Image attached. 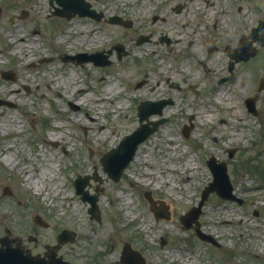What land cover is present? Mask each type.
I'll list each match as a JSON object with an SVG mask.
<instances>
[{
	"label": "rangeland",
	"instance_id": "1",
	"mask_svg": "<svg viewBox=\"0 0 264 264\" xmlns=\"http://www.w3.org/2000/svg\"><path fill=\"white\" fill-rule=\"evenodd\" d=\"M87 1L104 13L101 20L78 14L70 19L55 17L52 12L59 6L56 0L53 4L51 0H16L7 5L0 0V97L8 100L1 93L2 88L14 87L16 95V101L9 99L11 105H0V119L2 111L17 115L6 133L0 126V234L9 228V238L16 243L42 251L46 242L54 240L58 228L75 230L74 241L59 250L74 264H117L127 242L143 254L146 264H264V88L258 89L260 79L264 78V46H259L255 58L247 63L235 64L234 78L218 81L229 74L226 42L235 45L259 19H264V0ZM178 3L185 6L176 12L173 7ZM113 14L131 20V24L111 23L108 18ZM73 23L79 26L69 32ZM140 23L173 27L181 32L182 39L179 42L170 39L172 42L166 43L161 38L168 35L159 34L161 55H148L138 49L147 42H138ZM17 32L28 43L20 53L14 54L18 38L12 34ZM143 34L148 36V41L152 38L151 32ZM65 35L68 38L57 45L56 41ZM76 37L80 40L74 41ZM117 42L124 45L125 52L118 58L113 49L112 62L108 65L76 64L60 58L79 50H108ZM212 46L215 49L208 50ZM203 59L207 69L201 64ZM73 69L79 73L77 79L72 75ZM2 70H13L15 77L4 78ZM70 77L93 90L82 108L71 98L74 96L75 100L78 93L70 90L72 82L67 86ZM175 81L179 87H176L178 82L172 85ZM108 82L117 83L120 92L113 96V102L92 105L95 95L101 97L106 93ZM192 83L197 84L195 88L189 87ZM222 89L230 96L229 101L216 100ZM249 96H257V114L247 108L245 101ZM161 98H171L172 103L165 106L162 115H152L151 119L163 116L166 121L145 141L140 159L133 160L115 181L104 171L100 159L139 125V102ZM18 101L22 104H17ZM175 105L178 106L174 110ZM207 113L211 114L209 120L204 118ZM79 120L92 121L90 124L94 126L84 128ZM58 121L64 123L62 127L54 126ZM184 125L189 126L187 134ZM51 132H62V136L46 143L44 139ZM167 135L179 139L174 141L180 145L173 159L168 153L172 145ZM156 142L158 145L152 149ZM229 149L234 150L232 156ZM146 150L153 156L148 163L143 158ZM7 151H13L21 160L9 166L2 160ZM212 155L226 161L233 193L243 200H225L228 208L224 209L220 203L224 199L212 192L205 201L199 217L201 229L211 234L219 245L197 237L194 225L184 228L180 220L181 215L198 204L201 190L213 178L206 163ZM26 157L27 169L23 168ZM180 158H192L201 167L186 171L191 179L184 189L178 186L168 193L164 183L157 190V178L149 186L143 183L152 161L170 163ZM56 160L61 171L57 166L51 167ZM164 166L157 164L154 171ZM43 167L49 169L46 173L49 178L43 181L48 187L47 193L39 196L32 186L26 185L24 176L29 171L31 177H43ZM94 167L101 180L91 179L87 188L92 192L100 188L98 220L91 218L90 204L77 195L73 186L76 174H93ZM53 173L64 185H59L61 193L53 188L56 182L50 178ZM163 174L175 179V184L183 183L180 171ZM21 181L24 187L19 184ZM254 185L260 188H247L250 191L244 188ZM7 187L11 194L4 193ZM150 189L151 195L158 199L169 198L173 202L174 197L186 203L174 202L170 218L156 220L144 195ZM120 192L132 196L128 206ZM212 210L215 212L205 215V211ZM36 214L48 226L36 224ZM136 215V221L132 222ZM235 215L238 217L233 218ZM241 217L245 222H241ZM149 219L150 226H143L142 221Z\"/></svg>",
	"mask_w": 264,
	"mask_h": 264
},
{
	"label": "bare ground",
	"instance_id": "2",
	"mask_svg": "<svg viewBox=\"0 0 264 264\" xmlns=\"http://www.w3.org/2000/svg\"><path fill=\"white\" fill-rule=\"evenodd\" d=\"M16 0H7L5 3L9 4L10 2L14 3ZM40 2V1H39ZM34 10V9H33ZM39 13V12H37ZM40 14V13H39ZM83 26H85V24H82ZM81 25V26H82ZM79 26V24H76V23H73L70 25V28H69V32L71 30H74V29H77V27ZM83 31V30H82ZM146 32H151L152 33V38L139 45V50L145 52L146 54L148 55H152V56H160L161 55V51L158 50V42H159V37L158 35L159 34H167L168 36H170L171 38H173L174 42H179L181 39H182V35H181V32L177 31L175 28L173 27H169V26H166V25H157V24H152V25H147L146 23H140V26L138 28V31L137 33L138 34H141V33H146ZM14 38H18V42L16 43L14 49H13V53L16 54V53H20L22 51V49L24 48V45H26L28 43V40L23 36V35H20V33H14L12 34ZM66 38H68V35H65V36H62L60 37L58 40H57V43L60 44L62 43L64 40H66ZM80 38L76 37L74 39V41H79ZM36 46H39V42L35 43ZM69 46H72V43L70 42ZM151 47H153V49H151ZM27 55V54H26ZM72 75L75 79L78 78V71L77 69H73L72 70ZM72 82L73 86L72 88L70 89L73 94L74 93H78L77 95V98L74 100V96L71 97L72 100L74 102H76V104L80 105V108L84 107L85 104H86V101L88 100V96H92L91 94V91L92 89H89L87 88L86 86H83L81 84L80 81H72L71 80V77L69 78V80L66 81V84L67 86H69V83ZM105 88H106V93H103L100 96L96 95V99L94 101L91 102L92 105L94 104H98L99 103H104L105 101H112L113 102V96L115 94H117L119 91V86L117 83H114V82H108L105 84ZM222 88V87H221ZM55 88H50V90H54ZM57 90H60L59 88H56ZM14 87L12 88H9V89H5V88H2L1 89V93L8 97L9 99L11 100H15L16 99V95H15V92H14ZM68 88H66V90L63 92L65 94V92H67ZM61 91V90H60ZM227 91L222 89V90H219L218 93L216 94V100L218 102H223L225 99H228L227 101L230 100V96L227 95ZM20 96V95H19ZM16 101V100H15ZM17 104H22V102L18 101ZM178 105H175L174 109L177 107ZM212 112V110H209ZM3 115L0 119V126H1V129L2 131L6 132L9 127L11 126L12 124V121H13V118H16L17 115L12 112V111H9V112H5V111H2ZM192 114H194V117L196 118H199V115H197L196 112H192ZM204 118L209 120L211 118V114H205L204 115ZM76 120L78 121V119L76 118ZM96 121V119H92V121ZM92 121H80L79 120V123L82 124L84 127H87V128H93L94 125H91L90 123ZM64 123H61L58 121V123H55V127H62ZM17 129L20 130L21 129V121H17ZM102 129H100V131H102ZM62 136V132H59V133H54V132H51L50 135L48 137H46L44 140L46 143L48 142H51L52 140H59ZM168 138H169V144L172 145L171 146V151L168 152L171 156L175 155L177 153V149L179 148V144H176L174 143V141L178 142L179 139L176 138V137H173L172 135H167ZM158 145V142H156L154 144V146L152 147V149L154 147H156ZM62 146L65 148V144L64 142H62ZM144 146V145H142ZM141 152V149H139L135 155V158L134 160H139L140 159V153ZM152 154L149 152V151H145L144 152V162L148 163L150 162V159L152 158ZM18 158L17 156H15L14 152L13 151H7L4 156H3V160L9 165V166H13L14 164H16L18 162ZM29 158V157H28ZM26 160L27 157L25 158ZM165 162V161H164ZM163 161H158V160H154L152 161V163L149 165V169L148 171H146V174H147V178H145L143 181L146 183V184H149L150 183V180L153 178V175H154V167L159 164V163H164ZM197 162H194L192 158H189L185 163L181 164V165H176L175 163L173 164H170L168 167L170 168V171L172 170H177V169H180L181 172L183 173L182 177H181V180L183 181V183L181 182L180 183V186L182 189L185 188V185L186 183H188L191 179V174L190 175H186L185 174V171L186 170H198L199 169V165L198 163L196 164ZM29 164H26L24 163V166L23 168L27 169V166ZM161 165V164H160ZM57 166V169L58 171H61L60 169V162L58 160H56V164H51V167L55 168ZM47 167H44L41 169V173L43 175V177H37V176H34V177H31V173L29 171L26 172L25 174V182L26 184L29 186V185H33V187L35 188V191L40 193L44 188H45V185L43 184V181L45 180V178H49V176L46 175L47 171H49V169H46ZM157 175L159 176V180H158V183H160V185L158 183H156L155 187L156 188H160L161 187V182L163 181L162 180V176L159 175L157 173ZM51 180H53L55 178V185L53 186V188H55L57 190V193H60L62 190L61 188H59V185L63 183L61 182V178H59L55 173L51 174ZM170 177H167L166 179V182L169 186V189H168V192L170 189H173V187L175 186L174 182H172L170 184ZM20 185L22 187H24V182L21 181L20 182ZM244 188H256L255 186H244ZM119 196H123V203L125 205H128L129 203H131V195H123L122 192H120ZM165 203H164V206L166 208H169L168 210H174V202H178V201H183V200H177L176 198L172 197V200L173 202L171 201V199L169 198H165ZM182 203H186V201H183ZM222 206L224 209L228 208V203H226V201H223L222 202ZM213 211H210L209 214L211 215ZM234 213H237V212H234ZM129 214V211L126 212V215ZM206 215H207V212H206ZM234 217H238V215H235L233 216ZM241 222H245L244 219L241 217ZM230 221H232V219H230ZM143 225H150V219L148 221H143Z\"/></svg>",
	"mask_w": 264,
	"mask_h": 264
},
{
	"label": "water",
	"instance_id": "3",
	"mask_svg": "<svg viewBox=\"0 0 264 264\" xmlns=\"http://www.w3.org/2000/svg\"><path fill=\"white\" fill-rule=\"evenodd\" d=\"M263 28H264V26L257 29L254 37H257L261 42L264 43V35L260 34V31ZM140 115H141V120H142L144 118V116H142V113H140ZM158 122L159 121L153 122V125H154L153 128H151L149 126V123L142 124V126L139 127L136 131H134L133 134L128 135L126 138H124V140H122L118 149H116L115 151L110 153L112 160L106 161V167H107V170L110 171L111 175H113L115 178H119L121 171L127 165V163L131 160V158H132V156L136 150L137 144L140 141H142L150 132H152L154 129H156ZM115 162H116V164H114V166H115L114 167L111 164H113ZM221 175H222V177H224L226 182H228V176L225 174L224 171L221 173ZM208 191L209 190H206L204 192V197L207 196ZM197 215H198V213H197ZM35 258H37V257H35ZM21 261L26 262V261H31V260L22 258Z\"/></svg>",
	"mask_w": 264,
	"mask_h": 264
}]
</instances>
